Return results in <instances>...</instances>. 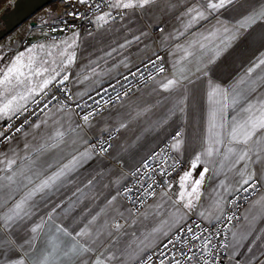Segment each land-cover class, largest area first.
Segmentation results:
<instances>
[{
	"label": "crops",
	"instance_id": "obj_1",
	"mask_svg": "<svg viewBox=\"0 0 264 264\" xmlns=\"http://www.w3.org/2000/svg\"><path fill=\"white\" fill-rule=\"evenodd\" d=\"M116 2L114 0L112 5ZM132 2L135 4L137 0ZM207 2L150 0L143 7H112L121 10V16H109L107 23H103L97 21V17L104 13L100 14L92 19L93 30L86 33L74 32L58 41H36L28 45L0 44V69L10 65L20 53L27 57L29 48L33 49L31 55L38 61L46 60L48 64L45 66L57 70L67 53L75 52L74 62L57 78L67 74L77 97L157 51L165 52L168 67L164 75L108 108L85 126L78 124L71 110L53 106L22 133L0 146V160L6 163L7 159H16L14 171L24 167L31 169L28 175L38 173L32 175L33 182L27 188L23 186L27 181H23L19 189L11 193V199H8V188L0 190V205H3L0 216L40 180L70 164L73 157L78 159L56 187L37 194L29 202V215L12 223L7 230L0 221V264H12L21 258L25 264H41L46 256L48 264H93L95 256L101 252L105 257L114 256L106 260V264H132L164 237L153 233V229L167 231L168 225L163 221L170 220L172 214L184 215V221L190 215L208 223L219 220L223 213L220 208L224 210L227 198L241 187L239 172L246 164L248 172H255L254 178L259 181L261 191L245 206L240 222L232 229L224 264H249L250 261L259 264L264 260L261 255L264 252V152L258 153L260 160L256 159L254 152L250 153L251 160L235 163V156L228 151L229 148L239 150L243 147L228 142L232 118H240L249 102L258 105L264 101V66L251 76L247 75L249 68L264 59V22L258 20L251 27L237 31V22L259 11L264 0H233L232 4L216 12L206 9ZM192 7L204 11L206 18L189 26L194 13L189 14L188 9ZM221 24L236 33L235 40H225ZM216 29L220 31L216 32ZM29 32L32 39L34 30ZM212 33L215 35H210ZM206 36L208 40L204 39ZM200 44H204L203 49ZM210 57L212 62H209ZM173 78L180 81L179 86L165 91L161 84ZM242 79L244 83L241 84ZM216 85L229 90L235 87L241 95L238 104H230L225 110L223 121L217 117L212 137L213 141L219 139L220 143L213 142L212 146L219 151L209 158L202 153L209 143L211 112L219 107L210 102L208 96ZM7 119H0V126ZM221 123L224 127H220ZM36 124L40 127H34ZM57 130L65 133L63 142L49 140ZM112 130H117L118 134L110 151L106 155L97 154L91 147L92 141ZM177 130L181 131L177 139L182 143L177 150L173 147L176 139L172 151L184 165L166 190L171 199L161 192L142 212L133 215L118 195V188L134 166ZM52 143H58V146L36 151L41 145ZM197 155H201L202 162L193 169L192 163ZM4 167L5 164H0V176L10 174L2 170ZM204 167L209 171L204 174L196 207L189 211L174 206L173 201L181 191L180 178L191 172L190 180L186 182L190 190L191 182L200 179ZM4 183L7 182L0 181V184ZM12 187L16 188L15 185ZM114 196L115 200L112 199ZM177 207L179 213H176ZM93 217L96 218L94 221ZM115 222L124 225L118 233L111 227ZM36 225L41 227L33 233L31 229ZM58 227L66 228L73 235L86 229L89 235L77 239L94 251L83 256L65 255L73 241L58 232ZM175 228L172 227L170 232ZM109 231H113L112 236L108 235ZM242 233H248L247 239L236 244L235 240ZM153 235L158 239L153 240ZM55 245L58 248L54 251Z\"/></svg>",
	"mask_w": 264,
	"mask_h": 264
},
{
	"label": "built area",
	"instance_id": "obj_2",
	"mask_svg": "<svg viewBox=\"0 0 264 264\" xmlns=\"http://www.w3.org/2000/svg\"><path fill=\"white\" fill-rule=\"evenodd\" d=\"M2 1L4 2L2 9L9 5L11 9L6 13L12 15L18 0H0V2ZM113 1L87 0L86 3H80L79 0H48L50 7L42 17L35 20V25L29 29V31L34 30L33 40L30 39L31 33L28 31L18 44L28 45L46 40L58 41L74 32H89L93 30L92 19L94 17L103 13H110L112 18L121 16V10L111 7ZM161 66L164 68L163 72L158 71ZM167 70L165 52L157 51L137 65L80 97L75 96L68 80L62 85L54 82L53 86L46 90V95L41 94L30 100L26 105V111L17 113L0 126V132H3V135L0 136V146L22 133L36 118L53 106L71 110L78 124L85 126L83 115L93 113L94 115L90 117L91 121L108 108L119 104L129 95L164 75ZM59 79L61 78H57V81ZM45 104H47L46 108ZM17 128H20V131H16ZM177 133L179 136L181 135L180 130L175 131L134 166L128 172L127 180L118 188V195L133 215L142 212L159 193L166 191L172 178L182 169L184 162L175 157L172 151V144L179 137ZM117 134V130H112L95 138L91 143L92 149L99 155H106ZM102 149L106 150L102 151ZM145 163L148 164L147 168L144 167ZM250 184H255V187L244 185L227 198L219 220L208 223L195 215H190L180 226L183 227V231L176 227L168 237H163L132 264H142V262L143 264H160L161 259L165 260V264H171L173 256L181 259L184 264H205V260L207 264H224L228 257L232 229L240 222L245 206L261 191V185L257 179L254 178ZM149 185L151 188L148 187ZM244 188L248 190L245 191ZM128 189L131 191H127ZM149 191L155 192L156 195L149 196L147 194ZM227 216L234 218L229 222ZM188 226L192 227L194 234L200 236L199 240L191 238L193 233L187 231ZM177 234L181 239L176 242L175 246L170 245L168 249H164L163 244L167 242V239ZM206 238L209 251L204 248ZM182 253L192 256V260L185 261ZM149 256L152 257L151 260L147 259Z\"/></svg>",
	"mask_w": 264,
	"mask_h": 264
},
{
	"label": "snow or ice",
	"instance_id": "obj_3",
	"mask_svg": "<svg viewBox=\"0 0 264 264\" xmlns=\"http://www.w3.org/2000/svg\"><path fill=\"white\" fill-rule=\"evenodd\" d=\"M80 3H86L87 0H79ZM150 3V0H137V3H133L132 0H127V2H124V0H117V2L111 7L116 8H133V7H143L144 5ZM233 0H208L206 4V9L211 10L213 12L219 11L222 8H225L227 5L232 4ZM188 13L192 15L191 21L189 26H191L192 23L197 22L199 19H205V12L200 11L195 7L189 8ZM110 16V13H104L103 15H100L97 17L98 22L107 23L108 17ZM264 22V6L261 7L259 11H255L251 13L249 16L245 17L241 21H238V28L237 31L240 28H248L251 27L253 24H255L257 21ZM219 23V22H218ZM221 28L223 30V33L225 34V40H235L236 39V33L230 29L229 27L221 24ZM220 29H216V32H219ZM210 35H215V33H212ZM205 40H208L209 37H204ZM41 48L43 45L40 46ZM71 47V45H69ZM200 48H204V44H200ZM29 55L25 57L24 53H20L17 55L15 60L8 65L5 68L0 69V119L8 118L11 119L13 116H15L17 113H20L21 111L27 110V103L29 100H33L35 97L40 96L41 94H47V89L50 86H53L54 82H57L58 84H64L65 81L69 79V76L67 74L63 75L61 79L57 81V77L61 75V72L64 71V69L68 66H70L75 59V52L67 53L66 59L62 61L61 66L59 67V70H57L56 67H47L45 65L48 64V61L46 60H37V58L31 53L33 52L32 48H29L28 50ZM67 52V49L65 50ZM218 54V53H217ZM62 56L65 55V53H61ZM159 59V58H158ZM209 62H212V58H209ZM53 64L56 62L53 61ZM155 63V61H153ZM261 66H264V59H259L258 63L254 64L253 67L248 69L247 75L251 76L252 73H254L258 68H261ZM159 72H163L164 68L161 66L158 69ZM197 71H200L198 68ZM239 83H244V80L242 79ZM180 84V81L178 79H168L165 83L161 84V87L165 91H171L177 88ZM241 94L236 91V88L233 87L231 90L228 88H222L219 85H216L212 87V90L209 92V100L215 105H219L218 108H213L211 112V118H210V129H209V143L208 147L205 149L204 153L202 155H205L209 158H211L214 154V152L218 153V149H214L213 142L214 143H220L219 139H216L213 141L212 137V130L217 127L216 120L217 117L221 121L224 119V112L226 109L229 108L230 104L232 106H235L239 103L238 97ZM219 96V100H215L214 97ZM44 107H47V104L44 105ZM93 113H87L82 116V119L84 121V124L87 125L90 122V117L93 116ZM27 122V121H25ZM34 127L39 128L40 125L36 124ZM220 127H224V124L221 123ZM16 131H20V128H17ZM3 135V132H0V136ZM65 133L62 131L57 130L55 132L54 136H50L49 140L57 141V142H63ZM218 135V134H217ZM177 136H179V133H177ZM229 136V143L230 144H236V145H242L239 150L236 148H229L228 151L233 156H235V163H239L240 161H247L251 160L252 157L250 153H256V159L260 160L259 152H264V101L259 102V104H252L248 103L247 107L243 108V115L240 116V118L233 117L230 131L228 132ZM10 139V137H8ZM182 141L177 139L176 143L173 145L174 148L179 150L181 146ZM58 143H52L47 145H41L36 149V151H44L46 148L51 147H57ZM106 149H102L104 151ZM225 159H228V156H225ZM201 155H197L192 163V168L195 169L199 163H201ZM34 163V162H33ZM78 163V159L76 157H73L70 164H65L63 167H61L59 170L51 173L46 178L40 180L38 184H36L33 188L29 189L20 199L19 201H16L7 212L4 213V215L0 216V221L3 222L4 230H7L11 227L12 223H15L17 220H22L24 216L29 215V207H30V201L34 199V197L37 194H43L46 191H50L54 187L57 186L58 182L61 181L63 177L66 176L68 172L72 170V168ZM235 163L233 164V167L235 166ZM0 164H5L3 171L9 172V175L6 176H0V181H6L7 183L0 184V190L4 188L9 189V195L8 199H11V193L13 191H16L19 189L20 185L23 183V181H27V184H24L23 186L27 188L28 184H32V175H38V173H33L32 175H28L27 173L31 170L30 168H24L21 167L17 170H13V165L16 164V159H7L6 163L4 160H0ZM71 165V166H70ZM51 167V165H49ZM145 168L148 167V164L145 163ZM209 169L207 167H204L203 171L200 173V179L195 180L194 182H191V189L188 190L187 183L190 180L191 172H186L181 178H180V188L181 191L177 194V199L173 201L174 206H182V208L187 209L191 211L196 207V202L200 199V187L204 179V174L207 173ZM239 175L242 177V183L241 187L244 185H249L250 187H255V184H250V181H253L255 177V172H248L247 171V164L245 165L244 169H242L239 172ZM15 185L16 188H13L12 186ZM151 188V185L148 186ZM245 191H247V188H244ZM127 191H131V189H128ZM149 196L156 195L155 192H147ZM163 196H168V193L165 191L162 193ZM113 200L116 199L114 196L112 198ZM168 199H171L170 196H168ZM4 203H7V200L4 201ZM111 203V201H110ZM234 203V201H233ZM3 205H0L2 207ZM219 207V205H217ZM158 208L161 206H157ZM220 211H223L222 208H220ZM180 212V208H176V213ZM122 215V214H121ZM201 216L204 215L203 212L200 213ZM219 219V217H216ZM233 216H227V220L231 222L233 220ZM49 219H51V216H49ZM96 218L93 217V221ZM185 216L177 214H172L170 220L163 221L164 224L168 225V230H164L163 228H157L153 229V233H160L164 237L169 236V232L172 227L179 228L180 231H183V227H180L182 222L184 221ZM91 223V222H90ZM40 225H36L31 229L33 233H36L37 230L40 228ZM112 229L114 232H120L121 229L124 227L119 222H115L112 224ZM58 232H62L64 236L69 237L73 243L69 247L68 251L65 252V255H69L71 253L72 255L76 256H83L85 253H91L94 251L93 248L88 246L87 243H81L77 237H84L88 236L89 232L85 230H81L80 232H77L75 235L73 233L69 232L66 228H57ZM113 231H109L108 235L112 236ZM187 231L189 233H193V229L191 226L187 227ZM152 235V234H150ZM248 233H242L239 238L235 240L236 244H239L241 240L247 239ZM233 237H236V233H233ZM191 238L193 240H199L200 236L196 234H192ZM147 240L148 237H145ZM152 239H158L157 236H152ZM181 237L179 234L175 235L172 238L167 239V242L163 244L164 249H168L169 246H175L176 242L179 241ZM256 239H260V237H256ZM10 243V242H9ZM143 243V242H141ZM226 246V245H225ZM56 248H58V245L53 246V250L55 251ZM204 248L206 251L208 250V241L207 238L204 243ZM142 251L143 249H139ZM191 251V249H189ZM248 251H251V248L248 249ZM184 256L185 261H191L192 256H187L185 254H181ZM262 256H264V252L261 253ZM114 256L109 255L107 257L104 256V253H100L99 255L95 256L93 264H106V260L113 259ZM148 260H151L152 257L149 256L147 258ZM259 259V258H257ZM12 264H25L24 260L21 258L19 260L13 261ZM41 264H48V257L46 256L45 259L41 262ZM143 264V262H142ZM160 264H165V260L161 259ZM171 264H184V262L181 259H177L175 256H173ZM205 264H207V261L205 260ZM239 264V262H237ZM251 264V261L249 262ZM259 264H264V260H260Z\"/></svg>",
	"mask_w": 264,
	"mask_h": 264
},
{
	"label": "water",
	"instance_id": "obj_4",
	"mask_svg": "<svg viewBox=\"0 0 264 264\" xmlns=\"http://www.w3.org/2000/svg\"><path fill=\"white\" fill-rule=\"evenodd\" d=\"M48 3V0H18L12 12V22L3 31H0V38L9 33L18 23L29 17L37 8ZM35 22L31 23L34 26Z\"/></svg>",
	"mask_w": 264,
	"mask_h": 264
},
{
	"label": "bare ground",
	"instance_id": "obj_5",
	"mask_svg": "<svg viewBox=\"0 0 264 264\" xmlns=\"http://www.w3.org/2000/svg\"><path fill=\"white\" fill-rule=\"evenodd\" d=\"M4 2H0V10L2 9V7L4 6L3 4ZM50 7V5L48 3L43 4L41 7L37 8L29 17L25 18L24 20H22L20 23H18L9 33H7L6 35H4L3 37L0 38V44H13V43H17L19 42L29 31V29H27V31L25 32V34L23 35L21 32V28H23L27 22L28 19L30 17L33 16H39L42 17L44 15V12ZM5 21L6 24L9 26L12 22V15L11 13H6L5 16Z\"/></svg>",
	"mask_w": 264,
	"mask_h": 264
},
{
	"label": "rangeland",
	"instance_id": "obj_6",
	"mask_svg": "<svg viewBox=\"0 0 264 264\" xmlns=\"http://www.w3.org/2000/svg\"><path fill=\"white\" fill-rule=\"evenodd\" d=\"M10 9H11V7H10L9 5H7L5 8H3V9L0 10V31L5 30V29L7 28V26H8V25L6 24V21H5L4 16H5L6 12H8ZM39 18H40L39 16H33V17H30V18L28 19L27 24H26L23 28L20 29L21 32H22V34L24 35L25 32L27 31V29H30V27H31V23H32V22H35V20H36V19H39ZM17 43H18V42H17ZM17 43L15 42V43H13V44H7V45H16Z\"/></svg>",
	"mask_w": 264,
	"mask_h": 264
}]
</instances>
